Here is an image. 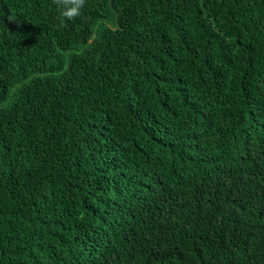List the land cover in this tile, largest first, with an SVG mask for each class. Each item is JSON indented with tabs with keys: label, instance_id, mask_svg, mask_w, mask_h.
<instances>
[{
	"label": "trees",
	"instance_id": "obj_1",
	"mask_svg": "<svg viewBox=\"0 0 264 264\" xmlns=\"http://www.w3.org/2000/svg\"><path fill=\"white\" fill-rule=\"evenodd\" d=\"M0 264H264V0H0Z\"/></svg>",
	"mask_w": 264,
	"mask_h": 264
},
{
	"label": "clouds",
	"instance_id": "obj_2",
	"mask_svg": "<svg viewBox=\"0 0 264 264\" xmlns=\"http://www.w3.org/2000/svg\"><path fill=\"white\" fill-rule=\"evenodd\" d=\"M56 5L60 25L65 26L67 21L75 20L82 16L86 0H53Z\"/></svg>",
	"mask_w": 264,
	"mask_h": 264
},
{
	"label": "rangeland",
	"instance_id": "obj_3",
	"mask_svg": "<svg viewBox=\"0 0 264 264\" xmlns=\"http://www.w3.org/2000/svg\"><path fill=\"white\" fill-rule=\"evenodd\" d=\"M66 57L68 58L69 57V54H66Z\"/></svg>",
	"mask_w": 264,
	"mask_h": 264
}]
</instances>
